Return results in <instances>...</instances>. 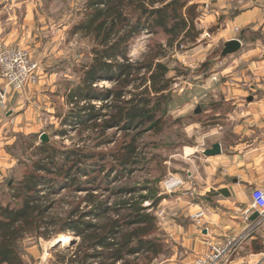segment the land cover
<instances>
[{"label": "rangeland", "instance_id": "rangeland-1", "mask_svg": "<svg viewBox=\"0 0 264 264\" xmlns=\"http://www.w3.org/2000/svg\"><path fill=\"white\" fill-rule=\"evenodd\" d=\"M88 2L0 0V39L11 36L0 40V49L22 48L39 66L37 82L27 84L19 91L9 89L6 101L0 106V150L15 161L13 169L0 177V197L5 202L9 200L8 186L19 182L31 170L34 157L30 147L41 144L43 136L48 137L50 144L65 148L92 147L95 142V128L79 127L76 120L68 121V126L64 125L68 113L75 108L68 103L66 96L71 88L79 84L83 68L92 60L93 40L74 32L84 18ZM198 2L206 6L201 5L203 13L211 10L207 7L211 2ZM206 28V34L195 43L180 42L170 51L167 63L173 84L171 99L159 114L163 116L162 132H147L140 136L138 165L124 171L123 176L112 174L108 183H103L100 191L94 192L100 194L101 200H106L111 209L105 218L92 221L95 224L107 223L122 214L128 215L131 206H135V212L146 213L155 219V232L151 237L161 241L162 253L151 260L141 252L127 257L130 264H171L178 257L182 261L181 255L187 249L169 232V223L177 215L173 204L188 198L201 201L199 193L216 184L224 166L215 165L216 170L210 167L219 156L206 157L204 152L215 144H221V157L231 159L240 154L243 160L264 129L261 128V125L264 126V36L254 35V40L258 38L259 41L253 44L242 41L244 46L239 52L220 60L224 40L219 39L218 31H209L217 28L215 25ZM234 32L239 33V29ZM166 39V35L159 30L156 33H140L133 41L129 58L131 61L139 60L148 53L152 41L165 42ZM102 81L108 83L104 86L106 88L112 89L117 85L110 79ZM102 81L94 87L102 89ZM4 88L5 83L0 76V89ZM92 103L101 104L97 100H92ZM198 108L200 113L196 114ZM257 122L260 125L257 126ZM108 135L113 137L112 141L97 148V151L109 155L116 153L121 144L131 142L133 137L115 128L110 129ZM232 167L223 171L226 184L233 182L229 174L238 172V168L233 170ZM192 174L196 175L194 179ZM101 176L106 177L105 174ZM173 178L183 182L176 192H170L166 184ZM188 186L195 191L190 193ZM64 192L61 190L62 194L54 196L55 216H65L86 195V192ZM211 198L212 202L215 197ZM84 207L85 204L81 209ZM121 207L124 208L119 215L116 209ZM129 230L126 228L125 232ZM263 230L264 226L257 229L258 237L264 238ZM62 238H66L67 242H62ZM258 241L263 248L264 242ZM51 246V256L46 264H80V255L76 262H73V256L80 249L87 252L89 245H82V238L71 233L50 239L27 238L21 249L23 261L25 264L43 263L45 251ZM263 249L254 254L252 243H244L232 264H264ZM204 251H197L192 264ZM96 263L99 261H91L90 264Z\"/></svg>", "mask_w": 264, "mask_h": 264}, {"label": "trees", "instance_id": "trees-1", "mask_svg": "<svg viewBox=\"0 0 264 264\" xmlns=\"http://www.w3.org/2000/svg\"><path fill=\"white\" fill-rule=\"evenodd\" d=\"M191 1L89 0L84 18L74 32L93 40L92 60L83 68L79 84L66 96L75 108L68 113L64 125L76 120L79 127L95 128V142L84 148L57 147L45 142L30 147L34 157L31 170L8 186L7 202L0 197V264H25L21 249L27 238L50 239L66 233L81 237L82 245H89L87 252L80 249L73 256L76 262L80 255V264H130L127 257L141 252L151 260L162 253L161 241L151 237L155 219L135 212V206H131L128 215L104 224L93 223L111 211L107 201L94 192L100 191L99 187L107 184L112 174L123 176L124 171L138 165L140 136L162 132L163 116L159 114L171 99L173 84L167 63L170 51L180 42L195 43L204 33L197 26L199 6L190 5ZM158 30L166 35L165 42L152 41L148 53L131 61L129 54L138 35ZM247 37L240 36L245 42ZM103 79L117 85L112 89L94 87ZM92 100L101 104L97 106ZM114 128L126 136L132 135L131 142L121 144L114 154L98 152L97 148L112 141L108 131ZM61 190L86 195L65 216H55L53 199L62 194ZM210 198L206 199L211 203ZM123 208L116 209L119 215ZM126 228L131 230L125 232ZM261 237L256 233L248 242L252 243L254 254L264 248V244L263 248L258 245V239L264 242Z\"/></svg>", "mask_w": 264, "mask_h": 264}, {"label": "crops", "instance_id": "crops-1", "mask_svg": "<svg viewBox=\"0 0 264 264\" xmlns=\"http://www.w3.org/2000/svg\"><path fill=\"white\" fill-rule=\"evenodd\" d=\"M207 1L212 4H207V7L211 8V10L206 13H203L202 10V6H204L202 5L203 2H198V0L190 2V5L196 4L199 6L201 17L198 26L205 34L208 29L206 27L215 25V27H219L217 31L219 32V39L224 40L223 43L233 39L241 40L240 36L247 34L249 37L252 36V38L248 39L247 37V41H244L245 44H253L259 41L258 38L254 40V35L262 34L264 36V0ZM204 7L206 8V6ZM236 28L239 29V33L234 32ZM9 38L11 36L0 40H7ZM242 44L244 46L243 42ZM262 111L264 113V108ZM256 125L260 124L257 122ZM261 128H264V126L261 125ZM261 134L254 142L253 148H249V152L246 153L243 160L240 154L234 155L231 159H226L224 156L221 157V155L219 157L216 156L218 157L216 158L217 161L213 162L214 164H211L210 167L215 169V165H224L221 168L222 172H219L220 179H217L216 184L212 187L207 186L199 193V197L202 198L198 199H201V201H191L188 198L182 199L178 204H173L174 209H177V215L169 223L171 227L169 232L175 241H178L187 250L181 255L182 261H179L178 259L180 258L178 257L172 260L171 264H192L197 251L205 250V243L207 241L219 243L225 237L239 235L245 236V244L253 240L252 236L257 233L255 224L257 225L258 222L253 224L256 220L251 218L250 221H245L242 216L243 212L251 207L249 198L251 199L253 190L256 187L264 186V129L261 131ZM14 165L15 161L13 158L6 155L4 150H0V177L7 175ZM229 166H233V170L238 168V172L229 174L232 175V184L225 183L223 174V171H229ZM195 176L192 174L191 178L194 179ZM187 190L190 193L195 191V189L189 186ZM224 194H228V197ZM208 197L215 198L210 203L206 199ZM201 211L204 212V217L200 222L192 220V216ZM186 222L189 223L185 224ZM262 224L261 226H264V222ZM193 250L196 252L195 254ZM250 261L251 259L249 258L248 262Z\"/></svg>", "mask_w": 264, "mask_h": 264}, {"label": "built area", "instance_id": "built-area-1", "mask_svg": "<svg viewBox=\"0 0 264 264\" xmlns=\"http://www.w3.org/2000/svg\"><path fill=\"white\" fill-rule=\"evenodd\" d=\"M39 66L33 61L30 53L22 48H4L0 49V76L5 83V88L0 89V106L4 104L7 98V91L22 90L27 84H35L38 80L37 70ZM180 179H170L167 186L170 192H176L182 185ZM259 214L256 228H260L264 222V186L256 187L251 194V207L243 212V219L250 221L255 213ZM204 217V212H199L192 216V220L200 222ZM263 225V224H262ZM246 242L245 236H228L221 242L207 241L205 251L195 259L194 264H232L233 258L242 249ZM52 246L45 251L46 264L51 256Z\"/></svg>", "mask_w": 264, "mask_h": 264}, {"label": "water", "instance_id": "water-1", "mask_svg": "<svg viewBox=\"0 0 264 264\" xmlns=\"http://www.w3.org/2000/svg\"><path fill=\"white\" fill-rule=\"evenodd\" d=\"M242 47H243V44H242L241 40H239V39H233V40H230L228 42H225L223 44L222 53H221L219 59L224 60L228 56L236 54L237 52H239L242 49ZM195 113L199 114L200 109L198 108ZM42 141L45 143H49V139L47 136H43ZM222 154H223V150H222L221 144H215L211 149L206 150L204 152V155L206 157H216V156H220ZM258 217H259V214L256 212L253 215L252 219L256 220V219H258Z\"/></svg>", "mask_w": 264, "mask_h": 264}, {"label": "bare ground", "instance_id": "bare-ground-1", "mask_svg": "<svg viewBox=\"0 0 264 264\" xmlns=\"http://www.w3.org/2000/svg\"><path fill=\"white\" fill-rule=\"evenodd\" d=\"M106 85H108V83L107 82H102L101 84H100V86H106ZM62 242H67V239L66 238H62Z\"/></svg>", "mask_w": 264, "mask_h": 264}]
</instances>
